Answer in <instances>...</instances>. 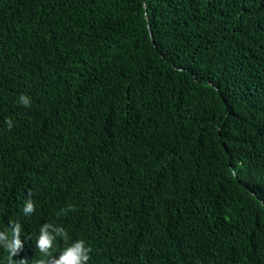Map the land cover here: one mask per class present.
<instances>
[{"label": "trees", "instance_id": "1", "mask_svg": "<svg viewBox=\"0 0 264 264\" xmlns=\"http://www.w3.org/2000/svg\"><path fill=\"white\" fill-rule=\"evenodd\" d=\"M11 221L17 264L46 222L88 264H264V0H0Z\"/></svg>", "mask_w": 264, "mask_h": 264}, {"label": "clouds", "instance_id": "2", "mask_svg": "<svg viewBox=\"0 0 264 264\" xmlns=\"http://www.w3.org/2000/svg\"><path fill=\"white\" fill-rule=\"evenodd\" d=\"M19 102L25 107L31 105V97L27 94H21ZM8 128L13 127V121L7 119ZM235 175V170H233ZM73 205H69L67 211L71 209ZM36 210L35 202L29 198L23 207L25 215H31ZM11 231L8 228H0V248H3L7 253L6 264H17L14 259L18 253L22 250L25 241L21 239V233L23 226L19 221H11ZM58 238L67 242L70 237L67 230L62 225H56L51 222H46L41 225L39 234L36 238V247L44 257L51 258L53 264H88L90 260V253L92 252L91 245L84 239H78L73 241L64 247L58 256H53L55 251V245ZM36 264H49V259L41 258L36 261Z\"/></svg>", "mask_w": 264, "mask_h": 264}]
</instances>
